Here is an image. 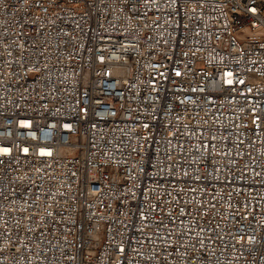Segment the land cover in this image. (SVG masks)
I'll return each mask as SVG.
<instances>
[{"label": "built area", "instance_id": "built-area-1", "mask_svg": "<svg viewBox=\"0 0 264 264\" xmlns=\"http://www.w3.org/2000/svg\"><path fill=\"white\" fill-rule=\"evenodd\" d=\"M0 264H264V0H0Z\"/></svg>", "mask_w": 264, "mask_h": 264}]
</instances>
